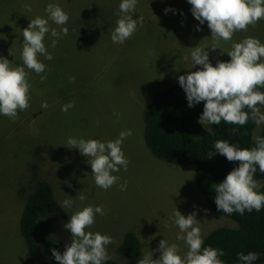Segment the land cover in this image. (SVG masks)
<instances>
[{"label": "rangeland", "instance_id": "374dc122", "mask_svg": "<svg viewBox=\"0 0 264 264\" xmlns=\"http://www.w3.org/2000/svg\"><path fill=\"white\" fill-rule=\"evenodd\" d=\"M121 2L0 0V57H7L14 66L23 63V29L30 19L47 18L49 3L59 4L70 17L64 25L68 34H61L55 48L51 44L57 38L50 33L45 38L54 57L50 61L40 57L47 79L41 82V74L26 68L33 108L30 104L26 111H19L15 121L0 115V264L24 260L26 247L16 231L17 218L34 189V164L41 177L51 182L62 206L65 199L73 200L71 208L63 206L69 221L74 212L89 204L103 206L105 214H97L87 231L113 238L106 247H111L108 253L119 264H138L150 251L153 259H159L156 250L164 239L177 244L183 256L189 249L176 238L180 234L172 222L176 207L185 216L196 213L203 236L219 225L234 226L209 207L195 184L194 166L159 160L151 154L143 138V113L157 91L181 75L200 70L199 65L191 68L192 48L207 49L211 62L228 56L232 44L247 37L264 43V19L254 27L249 25L247 31L235 32L229 41L221 40L220 48L213 51L211 30L207 22L201 25L194 18L188 0H138L133 19L143 16L144 23L121 45L111 39L122 15ZM165 9L171 10L166 13ZM49 25L60 31L51 20ZM45 101L47 109L41 108ZM69 103L74 107L62 111ZM129 129L132 135L122 145L129 160L127 170L121 167L113 173L120 180L104 190L95 184L88 158L79 149L68 148L67 141L71 137L107 142ZM254 134L264 136L263 124L255 127ZM125 182L127 188L121 191ZM80 193L87 198L81 201ZM128 232L141 241L140 252L131 259L114 251Z\"/></svg>", "mask_w": 264, "mask_h": 264}, {"label": "clouds", "instance_id": "9594fccd", "mask_svg": "<svg viewBox=\"0 0 264 264\" xmlns=\"http://www.w3.org/2000/svg\"><path fill=\"white\" fill-rule=\"evenodd\" d=\"M137 3L138 0H122L120 3L119 11L122 15L111 33L114 44H124L137 30L138 25H143V16L133 19L132 14ZM188 3L192 6L191 12L195 19L201 25L207 22L213 41L210 49L213 51L220 48L221 40L229 41L235 32L247 31L249 25L254 27L264 19V0H188ZM170 10L165 9V12ZM45 13L47 18L36 16L23 29L21 65L14 66L7 57H0V115L13 121L18 118L19 111H26L30 107L31 84L26 68L37 74L44 73L46 65L40 57L43 56L49 61L54 58L45 45L46 36L50 33L51 37L57 38L51 44L55 48L61 34L67 35L69 31L64 27L70 19L69 14L59 4L49 3ZM49 20L60 26V31L50 27ZM196 30L201 31L202 28L197 27ZM192 49L191 68L197 65L201 68L179 76V84L186 93L189 107L205 102L199 122L205 127L220 125L222 121L243 126L249 119L257 126L264 124V111L261 110L264 108V92L258 90L264 88V43L254 37L233 43L232 50L227 52L230 61H218L215 66L210 62L207 49L199 45ZM11 54L13 55L12 52ZM46 79V76H41V82ZM72 107L74 103H69L63 105L61 110L67 112ZM41 108H48L46 101L41 104ZM246 108L249 111H245ZM207 130L212 132L211 128ZM130 135V129L121 131L118 138L107 142L70 137L67 147L79 149L88 158L95 184L108 190L120 180L113 173L119 172L121 167L127 170L129 160L122 145L124 139ZM253 140L256 146L250 149L239 148L226 140H217L214 143L216 152L230 162H239V166L229 172L215 188L217 210L227 215L233 212L243 215L245 210L251 212L264 208V193L257 191L260 183L254 179L257 165L259 171L264 173V137L254 134ZM212 155L214 153L210 152L209 157ZM120 187L121 191H125L127 182ZM77 197L81 201L87 198L82 193ZM72 203V199H65L63 206L71 208ZM97 214H105L103 206L89 204L70 216V221L64 228L70 230L71 243L66 245L63 254L55 248L52 249V255L59 264H103L112 258L106 246L113 243V238L100 232L87 231L95 223ZM172 222L180 229L177 240L184 241L189 250L182 256L177 244H169L164 239L159 242L156 250L160 252L159 259H153V251H150L143 254L138 264H224L219 258L225 254L223 250L211 246L202 248L204 240L195 212L185 216L176 207ZM238 257L243 264H252L259 258V254L239 253Z\"/></svg>", "mask_w": 264, "mask_h": 264}, {"label": "trees", "instance_id": "16d2710c", "mask_svg": "<svg viewBox=\"0 0 264 264\" xmlns=\"http://www.w3.org/2000/svg\"><path fill=\"white\" fill-rule=\"evenodd\" d=\"M230 59L228 55L211 63L215 66L218 61L227 62ZM46 72L45 69L41 76H45ZM262 89L258 88L259 91ZM204 103L202 101L189 107L186 93L179 80L157 91L143 113L145 144L151 154L159 160L194 166L195 184L209 207L215 213L224 215L234 222V226L219 225L207 232L203 236L202 248L211 246L223 250L225 254L219 258L224 264H243L239 260V253L247 255L249 252H256L259 258L252 264H262L264 263V208L251 212L245 210L243 215L239 212L227 215L223 211H218L215 204L217 184L223 182L229 172L239 166V162H230L225 156L216 152L214 143L217 140H226L239 148L255 147L253 134L257 125L249 119L243 126L222 121L220 125L205 127L199 122ZM245 111L249 110L246 108ZM207 128H211L212 132ZM210 152L214 153L211 157H209ZM32 168L34 189L25 198L19 217L16 216L18 224L16 231L18 234L21 233L26 247L24 260L19 264H59L52 255V249L55 248L63 254L66 245L71 243L70 230L64 228L69 222V217L57 200L51 182L41 177L38 165L34 164ZM254 179L262 183L257 191L264 193V173L259 171L258 165ZM140 249L139 237L134 232H128L122 241L117 243L114 251L124 258L131 259L138 255ZM107 250L112 252L111 247ZM103 264L119 263L112 257Z\"/></svg>", "mask_w": 264, "mask_h": 264}, {"label": "bare ground", "instance_id": "6f19581e", "mask_svg": "<svg viewBox=\"0 0 264 264\" xmlns=\"http://www.w3.org/2000/svg\"><path fill=\"white\" fill-rule=\"evenodd\" d=\"M73 73V72H72Z\"/></svg>", "mask_w": 264, "mask_h": 264}]
</instances>
